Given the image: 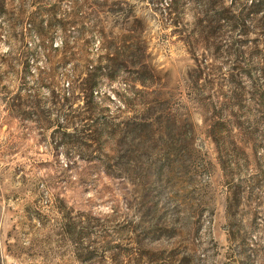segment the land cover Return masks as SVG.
<instances>
[{
  "label": "rangeland",
  "instance_id": "rangeland-1",
  "mask_svg": "<svg viewBox=\"0 0 264 264\" xmlns=\"http://www.w3.org/2000/svg\"><path fill=\"white\" fill-rule=\"evenodd\" d=\"M231 1L0 0V264H264V25Z\"/></svg>",
  "mask_w": 264,
  "mask_h": 264
},
{
  "label": "trees",
  "instance_id": "trees-1",
  "mask_svg": "<svg viewBox=\"0 0 264 264\" xmlns=\"http://www.w3.org/2000/svg\"><path fill=\"white\" fill-rule=\"evenodd\" d=\"M2 9L3 3L0 4V12ZM222 17L232 28L239 26L245 31H248V22L264 25V0H232Z\"/></svg>",
  "mask_w": 264,
  "mask_h": 264
}]
</instances>
